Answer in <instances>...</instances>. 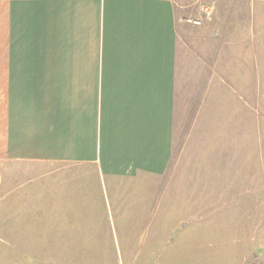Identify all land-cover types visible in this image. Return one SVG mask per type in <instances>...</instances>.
<instances>
[{
  "label": "crops",
  "instance_id": "obj_1",
  "mask_svg": "<svg viewBox=\"0 0 264 264\" xmlns=\"http://www.w3.org/2000/svg\"><path fill=\"white\" fill-rule=\"evenodd\" d=\"M176 3L0 0L1 254L85 253L117 221L146 238L190 196L172 164Z\"/></svg>",
  "mask_w": 264,
  "mask_h": 264
},
{
  "label": "rangeland",
  "instance_id": "obj_2",
  "mask_svg": "<svg viewBox=\"0 0 264 264\" xmlns=\"http://www.w3.org/2000/svg\"><path fill=\"white\" fill-rule=\"evenodd\" d=\"M176 10L172 164L193 171L190 196L139 231L149 237L125 239L117 221L85 253L49 254L32 239L5 244L0 264H264V0H177Z\"/></svg>",
  "mask_w": 264,
  "mask_h": 264
}]
</instances>
